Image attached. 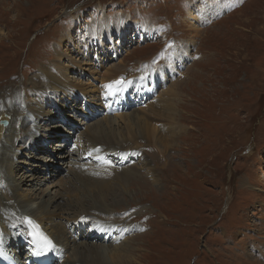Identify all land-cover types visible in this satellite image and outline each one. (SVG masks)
<instances>
[{
  "label": "rangeland",
  "instance_id": "1",
  "mask_svg": "<svg viewBox=\"0 0 264 264\" xmlns=\"http://www.w3.org/2000/svg\"><path fill=\"white\" fill-rule=\"evenodd\" d=\"M98 31H103L100 39ZM67 32L70 41L63 39ZM76 43L88 53L86 57L77 52ZM182 44L189 58L173 64L159 85L148 86L157 90V97L127 109L145 115L157 128V136L141 138L139 144L128 140L137 153L129 156L127 168L134 165V169L126 184H120L117 199L108 197L104 203L111 204L120 222L132 226L122 240L131 246L134 258L124 264H264V0H0V103L14 107L23 98L20 108L28 106L27 89L38 71L75 58L77 67L68 71V80L78 82L81 91V84H88L85 94L95 98L97 92L90 90L103 75L92 84L93 75L115 64L122 70L118 76L129 80L138 76V66L154 68L169 62ZM171 86L181 94L175 99L176 119L185 125L179 134L166 121H154L147 108ZM54 93L63 102L64 93ZM70 95L67 102L73 108L61 111L74 109L73 116L61 122L56 115L47 130L39 122L43 118L36 121L27 113L37 126L25 131L48 136L42 140L45 149L37 136L38 147L30 148L33 143L26 139L16 142L23 147H17L14 167L21 164V168L12 170L14 179L18 173V178L27 175L31 182L35 178V183L47 166L50 171L43 181L70 177L74 172L69 166L50 168L49 161L44 163L51 143L65 139L69 149L62 154L65 159L71 154L65 161L93 162L86 142L79 138L83 128L72 130L76 125L69 122L84 114L76 111L78 97L84 95ZM101 100L99 94L97 101L87 103V115L100 112L102 106L106 110ZM43 110L47 117L56 108L47 104ZM113 110L114 115L121 113L117 106ZM163 125L171 127L167 131ZM42 163L43 169L38 168ZM51 170L61 174L53 177ZM50 183L34 187L28 182L19 191L33 199L52 196V203L58 187L51 189ZM43 189L46 194L41 195ZM63 194L59 193L60 203L68 201ZM74 207L66 205L61 213L70 214L72 210H66ZM45 225L54 222L49 219ZM67 226L65 231L77 233L72 224ZM75 246L82 249L81 244Z\"/></svg>",
  "mask_w": 264,
  "mask_h": 264
},
{
  "label": "bare ground",
  "instance_id": "2",
  "mask_svg": "<svg viewBox=\"0 0 264 264\" xmlns=\"http://www.w3.org/2000/svg\"><path fill=\"white\" fill-rule=\"evenodd\" d=\"M199 11L200 13L203 12L202 9ZM208 14L210 13L208 12ZM94 27L101 28L102 24H95ZM102 32L98 31L99 39ZM67 38L69 39L68 41L71 40L69 32L63 35V39L66 40ZM80 46L78 43H76L77 52H81L82 56L86 57L88 53L84 52ZM186 50H188L186 44H182L178 47V54L175 53L174 56L169 58V62H167V60L166 63L159 67L153 68L149 66H138L136 69L137 72H135H139L137 74L138 76H135L131 79L129 78L130 82L128 79L120 77L121 75L118 76V73L122 72V70L115 64L107 67V69L102 72L98 71L100 73L98 76L93 75L91 78L92 84L95 83L93 80H97L99 76L103 75V77L98 80V82H96L97 86L90 91L97 92V96L102 94L103 99L105 98V105L111 107L112 110L113 106H117L121 110V113L116 115H102V117L99 118L100 115L94 116V113L91 112L88 115L86 113L85 115L82 114L81 116L80 112H83V106H85L84 104L81 107V102H83V100H86V104L92 103V101L95 102L97 101V96L93 98L94 96L91 94H85L89 92L87 89L88 84H81L83 85L82 88H84V90L81 91L79 90L78 82H72L71 84L68 80L71 78V75H67L69 73L68 71H74L77 67V61H75L76 58L74 60L75 62L73 61L74 63L67 61L66 63H61L57 66L54 65L47 67L45 65L43 69L39 70V74L33 77L34 80L32 81L31 86H29L27 89V94L30 98L28 106L26 104V106H23L22 109L20 108V102L23 101V98L18 99L19 101L17 100V106L14 107H10L6 102L0 103L1 253H6L17 259L22 257L20 264H26L27 258L35 256L33 247L41 242L40 237L46 236L52 242V245H54L50 249V256L53 260V264H106L114 261L117 263L122 262L121 264H124L125 261L131 262V260H133L134 256L130 252L131 246L125 244V242L122 240L123 236L131 231L132 226L126 224L125 222H120L118 219L119 217H116L115 211L113 209L111 210V204L104 203L107 202L108 197H111V199H117L120 184L123 185V183L129 179L131 176V171L134 169V165L127 168L129 156L133 157V155L135 156L137 153L135 149L131 148L128 140L139 144L141 138H155L157 136L155 135V133H157V128L155 126H150L149 119L145 115L129 113L127 110H125L126 107L123 106V103L128 101L131 93L132 97L134 94L136 97L140 96V101H138L140 104L145 103L153 98L154 96L147 98L145 96V91H143L142 88H149V85L152 87L159 85V83L163 81L165 74L171 71L173 64L180 60L189 58L190 55L187 56ZM72 78H74V75ZM117 81H119V83H117ZM107 85L112 86L111 90L106 87ZM98 87L101 88L99 91L97 89ZM23 91L24 90H22V92ZM55 91L64 93L63 95L65 96H63V102L60 103L61 99L60 97H57V94L54 93ZM14 92V90L10 91L9 94H13ZM76 92L77 94L84 95L83 97H78L79 100L80 98L81 100L76 111H78L80 114H78L79 117L77 121L74 120V118L68 121L71 122L73 126L76 125V127H74V129L72 128V130L77 131V129H81V127L83 128L79 138L82 137L86 142V149L88 151L87 153L93 156V162L88 163V161L85 160L82 163H77L72 158H70L68 161H65L67 158H69V156H71V154L67 155L65 159V155L62 154L63 151L69 149L68 143L70 141H68L66 144L65 139V141L62 142L51 143V147H49L50 152L47 155L48 157L44 158V163L49 161L51 165L50 168H52V166H57L56 168L60 169L62 167L65 168L69 166L70 171L72 170L74 172L70 175V177H68V175V178L66 177L67 179L62 180V182L57 180L55 182L51 181L50 183L48 182L50 181L48 179L43 181L45 178H43V176L47 175L50 171L47 170L49 169L47 166L45 167L46 171L43 173L44 175H42L40 179L38 178V181L35 183H32L35 178L32 179L31 182V178H26L27 175H21L18 178V173H15L16 178L14 179L12 176V170L21 168V164H18L14 167V163L16 162L15 158L19 156L17 153L19 151L17 147L22 146L16 142L18 140L23 141L26 139L30 143H33L30 148L38 147L37 143L39 144V142L36 141L37 136V139L40 140V146H43L45 149V145H43L44 141L42 142V140H45L48 135L39 134L37 132L32 134L30 132H26L25 130L29 129V126L35 124V120L37 121V119L40 118H43L40 119L39 122L44 125V129L46 128V130L49 129L47 126H50L53 123L56 115H59L61 122L65 120L67 121L68 116H73L74 113L72 110L74 109L70 110L69 113L66 112V114H64L61 109L73 108L70 107L67 100L71 99L70 94ZM22 94H26V92L24 91ZM178 94V92H175L174 86L170 90L166 91L165 96L160 95L154 104H152L153 101L148 103L147 107L149 108V112L154 116V118H156V120H154L151 117V120L161 121L160 119H162V121H166L167 124L176 127V131L178 132L177 134L183 132L185 128V125L176 119V113L178 109L175 99H177ZM47 97L50 98L49 100L51 102L48 101V99L46 101ZM65 103H68L67 107L65 106ZM31 104H33L32 107L29 106ZM47 104H50L56 108L54 112L55 115L53 113L46 117V112L43 109L46 108ZM25 107H27L26 110ZM24 111H27L25 115H23ZM29 111L31 112L33 118H36L35 120H30V117L27 115ZM116 118L119 120V124L117 126H115ZM16 119L18 120L16 121ZM140 120L142 122H139ZM33 126L36 127L37 125ZM171 126L165 125L164 130H167L168 128L170 129ZM56 128H61V126L57 124ZM62 128L63 130H66L63 126ZM114 131L117 133V136L119 135L122 139H118L117 136L114 135ZM55 136L56 134L52 138L55 139ZM68 138L69 137H67V139ZM128 151L129 154L127 155ZM106 156L109 158V163H101L102 161L108 160ZM57 160L59 163L61 162L60 164L62 165H60ZM37 165L38 168L41 167V169H43V163L42 165ZM46 165H48V163H46ZM86 165L87 167H85ZM33 166L35 168L36 164L32 165V167ZM61 170L63 171L64 169ZM51 171L53 172L51 174L53 177H58L61 174L60 173L57 175L53 170ZM28 182L34 185V187H40L43 184L45 185V183H50L49 187H52L51 189L58 187V189L53 193L54 196L52 203L50 202L52 196L48 197L46 200L39 198L33 199L26 193L20 192L19 190L21 189V186H24L25 183ZM39 191L41 192V195L46 194V189ZM60 192L64 193L63 195H67L68 201H64L63 203L59 202V200H61V195H59ZM49 204H51V206H49ZM66 205H75V207L73 209L66 208L67 212L70 210H72V212H69L70 214L63 215L61 212L63 207H66ZM86 205H89V207H86ZM13 217H15V220ZM49 219L54 222V226L45 225L47 222H49ZM32 221H34L38 228L41 229L40 236H37L36 233L32 232L30 228V223ZM105 222H110V224L105 226ZM69 224H72L76 228L77 233H73L72 230L71 232H68V230L65 231V229H68L67 225ZM84 224H87L88 227L87 234L83 233L84 230H80ZM67 233H70L69 236ZM77 236L82 240L81 243L77 242ZM87 239H89V241H87ZM76 244H81L82 249H79V247L75 246ZM70 248H72L69 250L71 251V256L67 254V250ZM59 252L62 254V256H64L63 258H60Z\"/></svg>",
  "mask_w": 264,
  "mask_h": 264
},
{
  "label": "snow or ice",
  "instance_id": "3",
  "mask_svg": "<svg viewBox=\"0 0 264 264\" xmlns=\"http://www.w3.org/2000/svg\"><path fill=\"white\" fill-rule=\"evenodd\" d=\"M117 83H119V81H117ZM107 88H109L111 90V85H107ZM40 241H41V247L45 248V250L47 248L53 247L54 245H52V242L46 237V236H41L40 237Z\"/></svg>",
  "mask_w": 264,
  "mask_h": 264
}]
</instances>
